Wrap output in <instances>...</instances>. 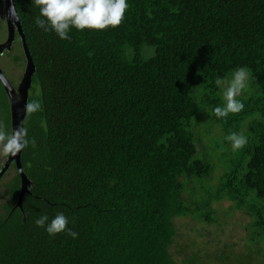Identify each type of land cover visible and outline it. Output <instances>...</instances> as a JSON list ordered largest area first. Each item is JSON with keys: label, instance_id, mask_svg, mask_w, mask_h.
<instances>
[{"label": "trees", "instance_id": "16d2710c", "mask_svg": "<svg viewBox=\"0 0 264 264\" xmlns=\"http://www.w3.org/2000/svg\"><path fill=\"white\" fill-rule=\"evenodd\" d=\"M127 3L119 27L70 29L61 40L35 24L31 0H14L35 67L27 102L39 99L42 111L23 122L36 140L20 158L33 184L24 221L14 208L13 164L15 175L1 186L0 264H196L199 254L178 261L170 253L174 222L210 224L212 204L222 200L250 218L249 243L264 245V0ZM240 67L251 73L237 97L244 109L217 119L224 101L215 80ZM10 118L0 84V122L9 132ZM231 133L248 143L233 151ZM203 138L223 169L214 187ZM58 213L76 238L35 225Z\"/></svg>", "mask_w": 264, "mask_h": 264}, {"label": "clouds", "instance_id": "9594fccd", "mask_svg": "<svg viewBox=\"0 0 264 264\" xmlns=\"http://www.w3.org/2000/svg\"><path fill=\"white\" fill-rule=\"evenodd\" d=\"M31 3L39 9L35 24L45 32H54L61 40L70 38L68 35L70 29L77 31L115 29L123 23L129 7L127 0H31ZM9 18L19 19L14 5L9 8ZM250 75V69L240 67L231 73L230 78L218 77L215 80V85L222 89L224 101L223 106L214 109L213 114L217 119L240 113L244 109L243 102L237 97L247 88ZM0 84L8 87L4 77H0ZM24 111L27 117L42 111L41 101L29 100ZM225 139L231 143L233 151L242 149L248 143L247 137L238 133H231ZM29 145L34 148L36 140L28 138V129L23 124L9 132L4 123L0 122V159L14 157ZM68 223V218L63 213L56 214L50 222L47 215H41L35 220V225L44 228L50 237L66 232L67 235L76 238L78 234L68 229Z\"/></svg>", "mask_w": 264, "mask_h": 264}, {"label": "rangeland", "instance_id": "374dc122", "mask_svg": "<svg viewBox=\"0 0 264 264\" xmlns=\"http://www.w3.org/2000/svg\"><path fill=\"white\" fill-rule=\"evenodd\" d=\"M6 61L3 57V63ZM24 68V62L18 65L8 63L7 69L11 75L6 72L5 74L11 82L16 83L17 80L22 79ZM211 136L215 139L221 137L217 127L211 129ZM211 143L210 139L203 138L199 148L205 147L211 153V162L216 170L209 183L214 187L217 178L223 173V169L218 161V153H212L210 150ZM5 160L0 159V168ZM14 175V170L9 168L7 175L4 176L0 184L1 193L3 192L2 184ZM183 182L186 183V181ZM184 196L190 198V202H192L188 191L184 193ZM231 207V203L226 200L213 202L215 221L210 224L189 217L175 220L177 239L170 249L173 257L179 261L186 258L187 255L196 253L199 254V260L196 264H264V245L255 246L247 240L248 232L246 229L250 218L242 211L233 210Z\"/></svg>", "mask_w": 264, "mask_h": 264}, {"label": "water", "instance_id": "95a60500", "mask_svg": "<svg viewBox=\"0 0 264 264\" xmlns=\"http://www.w3.org/2000/svg\"><path fill=\"white\" fill-rule=\"evenodd\" d=\"M14 5V0H0V19L5 18L8 22H12L13 24H9L8 27V39L2 47L10 46L11 40L13 39L14 35V29H16L19 40L22 45L23 53L25 56V70L23 77L21 79V82L17 88V91L13 89V87L9 84L7 81L8 87H4L6 95L8 97V101L10 104V127L11 130L16 129L17 127L21 126L24 122L25 118V104L27 102V97H28V90L31 85V77L34 73L35 67L30 55V52L27 48L25 37L22 32L20 20L16 19H11L9 18V8ZM16 11V8H15ZM17 13V11H16ZM0 77H4L3 74L0 71ZM22 152V151H21ZM21 152L18 153L14 157H8L3 166L0 168V179L4 176V174L8 171L10 166L13 164L14 168L19 176L20 179V190L16 199V203L14 208H17L23 215V221L25 220V214L23 211V206H22V200L25 195H29L30 191L33 187V184L27 179L26 175L24 174L21 166Z\"/></svg>", "mask_w": 264, "mask_h": 264}, {"label": "flooded vegetation", "instance_id": "af4514ba", "mask_svg": "<svg viewBox=\"0 0 264 264\" xmlns=\"http://www.w3.org/2000/svg\"><path fill=\"white\" fill-rule=\"evenodd\" d=\"M8 23L11 25L13 24L11 21L8 22L5 18L0 19V71L3 74L4 78H6V80L9 82V84L13 87V89L15 91H17V88L21 82V79H20V81L17 80L16 83L11 82L10 79L5 74V72L8 75H11L7 69L8 63H10L11 65H18L19 63L24 62V64L26 65V61H25V56L23 53L22 45H21V42L19 40V36H18L16 29H14V35H13V39L11 40L10 46L2 47V45H4L8 39V27H9ZM18 56H21L20 60H18ZM3 57H5V59L7 60L4 63H3ZM24 70H25V68H24ZM1 86L5 92L4 86L2 84H1ZM5 94H6V92H5ZM6 97H7V95H6ZM7 99H8V97H7ZM10 168H12V165L10 166Z\"/></svg>", "mask_w": 264, "mask_h": 264}]
</instances>
